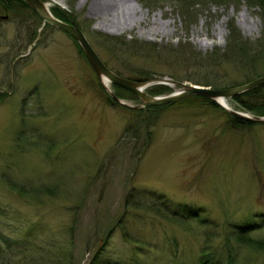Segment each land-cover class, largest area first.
<instances>
[{
    "label": "rangeland",
    "instance_id": "obj_1",
    "mask_svg": "<svg viewBox=\"0 0 264 264\" xmlns=\"http://www.w3.org/2000/svg\"><path fill=\"white\" fill-rule=\"evenodd\" d=\"M43 1L69 12L106 66L124 77L196 86L208 82L224 89L264 76L259 48L255 58L250 50L246 59L222 60L230 24L249 43L261 39L260 9L249 0H137L146 12L138 27H148L154 15L160 25L155 37L141 35L137 27L114 34L101 30L86 0ZM2 5L0 16H8L0 19L4 263L26 257L24 264H89L123 213L131 189L147 203L162 196L172 209L202 206L219 224L264 213V124L231 126L227 113L198 100L144 116L129 112L110 102L71 37L44 26L22 4ZM239 16L250 21L248 31H241ZM113 38L117 43L110 46ZM113 92L137 104L130 94ZM228 103L240 110L232 100ZM7 182L56 186L58 193L40 204L27 202ZM124 221L127 231L145 243L142 253L134 254L116 228L102 262L178 264L175 246L188 255L197 249L192 229L183 231L152 213L133 211ZM259 234L264 237V229ZM246 258L264 264V254Z\"/></svg>",
    "mask_w": 264,
    "mask_h": 264
},
{
    "label": "trees",
    "instance_id": "obj_2",
    "mask_svg": "<svg viewBox=\"0 0 264 264\" xmlns=\"http://www.w3.org/2000/svg\"><path fill=\"white\" fill-rule=\"evenodd\" d=\"M180 1H183L186 4L188 3L187 1L190 0ZM249 1L251 5L260 9L259 16L262 22L261 39L255 41V43H249L242 37L236 26L234 24H230L228 28L229 34L227 37V46L224 53L222 54V60L232 61L234 59H246L244 58L245 56L251 57L250 50L254 51L252 57L255 58L257 55L258 48L261 53L264 52V0ZM6 3L8 5H12V8L20 4L27 8V6L21 0H0V4L6 5ZM184 3L182 8L184 7L185 11L187 8ZM51 11L56 18L64 22L78 24L69 12H65L64 10H61L58 7H53ZM116 41L117 39L113 38L109 42V45L114 46V43H117ZM120 44L128 48L133 47L131 42H127L125 40L120 41ZM79 51L80 53H82L80 49ZM117 74L123 76L120 73ZM126 78L141 82L149 80L148 77H145L144 75H138L136 78ZM211 85L212 84L206 82L203 83L201 86L211 87ZM236 86L239 85H230L225 87L224 89ZM101 89L103 90L102 86ZM114 90H119L121 92H125L126 94H130L117 87H114ZM170 90L171 89L168 87L156 85L153 86L152 89L149 88L147 92L152 96H158V94H164V92L167 93ZM115 94L123 99L121 94ZM130 96L132 99H135V97L131 94ZM109 100L112 104L117 105L111 99ZM190 100H198L204 104L207 103L208 105L214 108L223 110L216 103L209 101L205 98L196 96L187 97L181 100V103ZM232 101L238 105L240 111L250 113L255 116L264 117V85L239 94L232 98ZM171 106L172 104L148 107L140 110L129 109V112L137 113L141 116H144L149 113H156L158 110L161 109H167ZM224 112L227 113L226 111ZM227 115L229 116L231 126L234 127H253L257 124L253 121L232 116L229 113H227ZM148 134L149 132L147 131V135ZM52 148L53 145L47 147V149ZM7 186L12 191H14L17 196L21 199L27 202H35L37 204L41 203V199L43 197L46 198L47 196L51 198L58 193L56 186L54 187L41 185L36 188H33L25 187L22 185H16L11 182H7ZM157 201L158 202L147 203L137 194L135 195L134 189H131L123 201V213L114 223L111 224L110 228L108 229L105 235V238H103L102 240L101 247L93 252L89 264H120L119 262H113L112 260L108 261H112L113 263H105L104 261L102 262L100 258V256L103 254V251H105V248L107 247L116 228H119L121 230L124 241L131 246V250L134 252V254L139 255L142 253V248L145 246V243L141 242L138 238L132 236L127 231L124 224L125 218L129 216L133 211L152 213L158 218L167 222L168 224L182 228L183 231H189L192 229L196 233L195 236L197 237L196 240L198 242V245L193 255H188L185 252L182 253V251L179 250L178 246H175L174 256L178 254L181 255L180 258L177 260L178 264H252L251 260L247 258L244 261L242 260L245 254H247L248 256L264 254V237H261V234L258 235V233L264 229L263 212H255L254 214L249 215L247 218L242 219V221H228L219 224L210 219L209 214H207L208 212H206L207 210L202 206H197L194 204H184L178 206L177 209H172L171 206L167 204L164 199H162V196H158ZM3 242L7 244L6 240H3ZM8 246L9 245H7V247ZM26 260L28 259L25 257L23 259H19V261L15 263L13 262L10 264H24ZM4 262L6 261L0 259V264H6Z\"/></svg>",
    "mask_w": 264,
    "mask_h": 264
},
{
    "label": "water",
    "instance_id": "obj_3",
    "mask_svg": "<svg viewBox=\"0 0 264 264\" xmlns=\"http://www.w3.org/2000/svg\"><path fill=\"white\" fill-rule=\"evenodd\" d=\"M23 1L43 22V25H50L73 38L79 45L87 62L97 76L99 82L103 86L108 96L118 105L128 109H143L147 107L163 106L177 103L187 97L196 96L205 98L216 103L224 111L255 123L264 124V117L251 115L236 111L228 106H224L222 102L231 100L235 96L246 91L264 85V76L256 78L246 84L227 88V89H212L210 87L196 86L174 81L168 78H161L146 82L133 81L121 77L110 70L99 58L93 47L88 42L84 33L74 23H66L54 17L50 12L49 5L42 0H21ZM109 86H116L125 91L130 92L137 99V105L131 106L126 101L118 98L104 83ZM153 85H163L172 88L174 91L160 96L148 95L145 90ZM221 100V102H220Z\"/></svg>",
    "mask_w": 264,
    "mask_h": 264
},
{
    "label": "bare ground",
    "instance_id": "obj_4",
    "mask_svg": "<svg viewBox=\"0 0 264 264\" xmlns=\"http://www.w3.org/2000/svg\"><path fill=\"white\" fill-rule=\"evenodd\" d=\"M89 1V12L99 19L97 26L105 32L123 33L137 27L141 35L155 37L160 33V25L154 15L151 16L149 26L146 28L138 27V24L144 22L146 12H143L142 5L138 4L137 0H86ZM138 4V5H137ZM223 21L218 22V26L222 25ZM237 24L242 32L250 29V21L245 16H239ZM254 24V23H253ZM164 29V26H163ZM195 34V33H194ZM225 34L224 30L220 33ZM107 87L108 84L104 81ZM221 102V100H220ZM224 106L231 108V105L224 101Z\"/></svg>",
    "mask_w": 264,
    "mask_h": 264
},
{
    "label": "flooded vegetation",
    "instance_id": "obj_5",
    "mask_svg": "<svg viewBox=\"0 0 264 264\" xmlns=\"http://www.w3.org/2000/svg\"><path fill=\"white\" fill-rule=\"evenodd\" d=\"M0 19L7 20L8 19V16H0Z\"/></svg>",
    "mask_w": 264,
    "mask_h": 264
}]
</instances>
